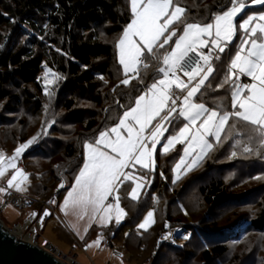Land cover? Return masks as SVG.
<instances>
[{"label":"trees","instance_id":"trees-1","mask_svg":"<svg viewBox=\"0 0 264 264\" xmlns=\"http://www.w3.org/2000/svg\"><path fill=\"white\" fill-rule=\"evenodd\" d=\"M24 1L27 2L26 8L19 13ZM179 3L186 9L189 22L202 24L210 22L214 14L230 6L229 0H179ZM258 9L264 10V5ZM131 19L128 0H0V103L8 101L6 115L18 114L24 105L34 115L43 114L44 125H50L49 137H43L23 157L26 164L29 160L49 162L57 157L61 159L55 162L49 174L51 184H47L40 170H27L28 195L51 210L58 205L63 192L69 189L82 167L83 145L95 140L101 131L114 127L123 113L134 106L135 99L154 79L161 77L157 69L162 66L164 48L157 51L160 60L147 57V69L141 64L140 77L132 79L128 85L121 83L124 75L117 60L116 44ZM41 63L59 77L47 97L37 88L36 92L29 88L35 87ZM212 64L215 71L206 82L211 86L202 88L197 101L211 108L220 106L230 110L231 89L229 85L219 87L227 73L228 61L213 59ZM13 89L15 93L11 92ZM60 111L63 112L61 117L58 115ZM4 116L0 118L2 126L13 123L14 119ZM182 122L179 118L174 119L171 126L179 128ZM74 125L82 126V130L71 139ZM234 132L236 134L230 139H224L225 135ZM237 139L241 141L239 146L235 144ZM222 141L221 144L214 142L212 150L198 166L175 184H171V170L181 157L182 146L158 154L157 172L148 192L143 190L140 198L133 200L129 197V183L119 188L124 221L106 228L92 226L87 239L110 242L118 252L127 254L132 262L138 263L143 253L156 246L170 226L180 224L178 214L174 216L169 209H161L156 202L161 195V192L157 194L158 188L172 192L180 184L176 196L180 211L189 212L185 206L186 194L191 188H196L202 206L230 204L231 210L257 207L258 211L242 220L239 219L243 216L241 214L232 224L220 229L217 219L205 222L208 219L206 214L205 223L189 228L193 232L191 240L186 245L172 248L177 251V261L161 256L156 263L150 260V264H179L183 259L182 263H185V252L193 243L201 262L212 264L228 253L229 244L242 231L244 234L264 232V158L257 154L259 137L253 134L249 139L239 129L226 128ZM245 145L254 151L243 152ZM233 151L236 156H232ZM259 151L264 154V149ZM140 174L148 179L152 172L140 170ZM61 178L66 183L65 189L57 195L52 194ZM246 185L249 186L243 188ZM154 192L156 198L152 197ZM148 210L154 211L155 223L148 230H139L138 225ZM51 217L52 214L47 219ZM57 230H60L59 226Z\"/></svg>","mask_w":264,"mask_h":264},{"label":"snow or ice","instance_id":"snow-or-ice-1","mask_svg":"<svg viewBox=\"0 0 264 264\" xmlns=\"http://www.w3.org/2000/svg\"><path fill=\"white\" fill-rule=\"evenodd\" d=\"M129 2L132 20L118 38L116 46L119 49V62L123 66L125 76L128 77L129 73H133V76L122 80V84L128 85L130 79L140 77L141 64L145 69L149 67L147 57L160 60L157 55L158 49H163L173 41V37L176 39L170 50L163 54L161 62L164 66L157 69L162 78L153 80L146 91L135 99L134 106L123 113L114 127L101 131L95 140L84 145L85 162L64 201L66 208L72 206L86 210L90 206L94 213L103 209L107 216L113 204L108 203L105 206V202L111 195L116 202L117 223L125 213L119 208V196L114 193L119 191V184L133 179L132 173L125 172L124 169L135 167L136 164L141 168H150L154 165L156 146L162 138L166 139V144L163 145L165 153L174 145L184 144L186 141L185 156L199 150L189 164V170L212 150L213 144L209 137L214 138L217 144L223 142L222 134L226 128L239 129L248 135L249 139L256 134L259 137V149H264V13L248 15L237 23V16L246 8L247 0H229L230 6L226 10L214 14L210 22L202 24L188 21L185 16L186 9L180 5L179 0H129ZM250 3L264 5V0H250ZM174 25L176 27H173ZM180 25H183L181 34L177 35V28ZM165 33L168 35L165 36ZM238 33L240 42L236 45L233 55L229 57L227 73L219 84L221 88L229 85L231 89L230 110H224L220 106L208 107L205 103L197 101V95H202V88L211 86L206 85V81L215 71L211 62L212 54L215 53L214 59L219 61L220 54L226 51ZM204 47H208V54L198 53L203 66L197 65L192 72L185 73L188 83L181 81L176 76V68L180 61L189 52ZM241 77L250 78V82H242ZM173 85L175 89L185 92L182 107L178 112L175 106L179 97ZM177 117H182L187 123L175 134L164 137L168 125ZM121 130L127 133V137L122 135ZM146 131L149 132L148 136H145ZM235 134L234 132L225 135L224 139H230L231 135ZM36 139L34 137L17 147L15 155L8 160L6 166L16 168V159ZM149 140L150 144L147 142ZM235 144L239 146L241 141L237 139ZM104 149H110L114 155ZM259 149L257 154L264 158ZM253 151L252 147L247 145L243 147L245 153ZM236 155L237 153L233 151L232 156ZM2 159L0 156V160ZM184 163L182 158L176 167L180 168ZM4 167L0 165V178L5 174ZM17 177L27 180L23 171L17 169L8 179L7 188L26 190L14 183ZM141 187L142 184L136 183L132 189L130 195L133 200L138 199V190ZM4 192L6 189L0 187V193ZM43 215L48 216L50 213L45 211ZM152 217L153 213L149 212L139 227L146 229L152 222ZM101 221H104V217H101ZM94 243L99 245L98 240Z\"/></svg>","mask_w":264,"mask_h":264},{"label":"rangeland","instance_id":"rangeland-1","mask_svg":"<svg viewBox=\"0 0 264 264\" xmlns=\"http://www.w3.org/2000/svg\"><path fill=\"white\" fill-rule=\"evenodd\" d=\"M27 2L24 1L23 4L19 8V13L23 12L26 8ZM128 6L129 10L131 12V6L130 2L128 0ZM262 5H253L251 3H248L246 8L237 16V23L241 22L244 18H246L248 15L253 14H261L264 13V10H259L258 7ZM132 14V13H131ZM132 20V19H131ZM131 23V22H130ZM173 27H176L175 25ZM125 29V28H124ZM182 27L179 26L177 28V35L181 34ZM123 32V31H122ZM122 34V33H121ZM120 34V36H121ZM168 33H165V36H167ZM119 36V37H120ZM238 39L233 40V42L228 46L226 51L221 55V58H225L227 61L229 60V57L233 55V53L236 50V45L239 44V33L237 34ZM137 39V38H134ZM176 37H173V41H170L168 45H165L164 47V53L166 50H170V48L173 46L174 41ZM163 40V37L161 38ZM207 49L208 47L202 48ZM198 49L197 51L201 52ZM117 51V60L119 62V49L116 46ZM209 51V50H208ZM215 53L212 54V59L214 58ZM120 64V62H119ZM121 70L125 78H130L133 76V73H129L128 77L125 76L123 66L120 64ZM162 66H164L162 64ZM161 66V67H162ZM162 78V74L161 77ZM123 79V80H124ZM59 80L58 75L54 71H52L49 67H47L44 63H41L40 65V71L38 80L35 84V87L30 86V90L33 92H36V88L42 95L45 97L50 96V93L55 85H57ZM130 79V83H131ZM241 81L250 82V78L247 77H241ZM129 83V84H130ZM175 87V85H173ZM47 90V94H46ZM15 89L11 90V92L15 93ZM178 91H180L178 89ZM8 103L7 100L0 103V118L1 116H4L5 118H12L14 119L13 123L4 124L3 126L0 124V156L3 157L2 160H0V165H4V176L0 178V187H4L6 189V192L0 193V206L3 205V210H0V219L3 222V224L9 228V229H15L16 225L24 226L25 222L27 220H30V225L23 231L25 235H31L33 232L31 231V228L35 229V242L41 247L46 246L47 243H50L54 248L58 249L60 252H62L64 255H66L67 258L71 260H76L78 264H92V259L94 260L95 257L98 256V258L95 260L97 264H104V254L107 253L110 256V264H142L147 258L148 260L145 262V264H150V260L152 263H156L159 261L158 259L161 256H165L168 258H175L176 250L172 248H177L182 245H186L188 241L191 240L193 232L189 231V228L198 225L203 224L205 222H211L214 218V220H218V227L225 228L226 225L232 224L236 219L239 218V215H243L240 220L249 217L251 215H255L257 213V207H246L242 209H236L231 210L232 208H229L230 204L226 205H218V206H202V202L198 195L196 194V188H191L189 191H187L188 199L186 200L187 205L185 206L189 211L188 213L186 211H180L179 208V200L177 201V194L180 192V185L175 187L172 192L170 191H163L161 188H158L157 194L161 192L160 197L156 200V202H159V205L161 209H169L171 213L176 216L178 214V221L180 222L179 225L170 226L169 229L166 231L164 236L160 239H163V245L161 248H159V242L156 246H154L152 249L148 250L146 253H143L142 259L140 261L132 262L129 259V256L127 254H123V257H120L116 253H114L109 247H105L106 245H111L110 242H104L105 245H102V240L99 238L90 239V243L87 245L89 249H84L81 247L78 243L77 245H72V240L68 238L66 232H64L66 229L69 230L70 224L69 221L64 219L63 211L70 212V215L75 217L74 222L79 220L82 221V225L84 228V231L87 232L85 234H88L92 226H95L96 228H106L110 224L119 225L121 224L124 219L125 215L121 216L119 219V223H117V213L115 209V201L113 199V196H109L108 200L105 202V206H107L108 203L113 204L112 210L105 216L103 209H101L99 212L94 213L93 209L89 206L86 210L83 208H74L72 206H68L67 208L64 205V201L67 198V194L69 191H71L75 179L72 183V185L69 187V189L65 190L60 198V201L58 205H54V209L51 210L49 206L46 204L41 203L40 201L36 202L31 196L27 193V186H28V176H27V170H34L39 171V173H42L44 180L47 182V184H51V181H49V174L52 172V167L54 166L55 162L60 161L59 157L54 158L52 161L49 162H37L34 160H29V164H26L24 161V154L29 152V150L34 148L42 139L43 137H49L50 132V125L45 126L44 124V116L43 114H32L31 111H28L25 109V106L20 107V111L18 114H7L5 112L6 104ZM183 104V98L181 99L180 107L177 110V112L180 110ZM5 106V107H4ZM59 117L63 115V112H58ZM122 118V117H121ZM183 121V124L187 123L182 117H177ZM176 118V119H177ZM155 123V121L153 122ZM45 126V128H44ZM179 127V128H180ZM179 128H175V126L168 125V131L164 133V137H170L172 134H175ZM44 129V130H43ZM72 129V135L70 136L71 139H75L79 132L82 130V126L74 125L71 127ZM122 135L127 137V133L121 130ZM149 132H145V136H148ZM37 138L36 141L31 144L25 151L22 153L20 157L16 159V168L7 167V162L9 159H11L15 155V149L19 147L23 143H27L29 140H32L33 138ZM98 137V136H97ZM24 138V139H23ZM115 137H113L114 139ZM22 141H19L21 140ZM209 141L213 144L215 142L214 138L209 137ZM149 144L151 143L150 140L147 141ZM216 143V142H215ZM86 144V143H85ZM84 144V145H85ZM166 144V139L162 138L160 143L156 146V151L154 153V165H152L150 168H141L139 164H136L135 167H129L124 169L125 172H131L133 179L124 181V183H129L130 190H129V197L131 198V191L135 187L136 183L142 184V187L138 190L139 196L142 195L143 190L146 192L149 191V189L153 185L154 176L157 172V156L158 154H166L163 151V145ZM83 145V164L85 162V147ZM179 145L182 146V154L181 157L177 160V162L174 164L171 170V184L177 183L185 174L193 170L195 167L198 166V164L202 161V159L208 154L204 155L202 159H200L197 164L192 167L190 170L188 168L189 164H191V161L197 156L199 150L197 149L196 152H191L189 155L185 156L184 154V148L187 146V141L184 144H176L174 145L168 152L174 150ZM105 151H109L111 153L110 149H104ZM167 152V153H168ZM184 159L185 163L180 166V168H177L176 165L180 163L181 159ZM82 164V166H83ZM82 168V167H81ZM20 169L23 171V173L27 176V180H23L22 177H17V180L14 182L16 184H19L21 189H26L24 191H17L15 187L13 188H7V181L11 178L12 175L16 173V170ZM140 170L145 171H151L152 175L146 179L142 177L140 174ZM46 172V173H45ZM79 173V172H78ZM60 174V172H59ZM160 175H162L161 172H159ZM78 175V174H77ZM179 177V178H177ZM138 178V179H137ZM121 180H123V177H121ZM63 184V187L61 185ZM119 184V182H118ZM122 184H119V188L122 186ZM249 185L243 186V188L248 187ZM66 187L65 181L61 178L59 181V184L53 188L52 194H59L62 192ZM58 188H60L58 190ZM157 189V188H156ZM9 193H12L14 195H17L15 197H18L20 201L17 199H12L8 201V198L10 197ZM152 197L156 198V193H152ZM114 195H118V192H115ZM119 196V195H118ZM11 199V198H10ZM132 199V198H131ZM135 199V200H138ZM3 204V205H2ZM194 206V207H193ZM0 208V209H2ZM119 208L122 209L120 203ZM45 209H49L51 211L52 217L47 219L39 228L38 222L44 213ZM123 210V209H122ZM124 212V210H123ZM149 212L153 213L152 222L149 223L146 229H142L139 227L141 223L144 222V220L147 218V214ZM125 213V212H124ZM36 214L35 217H33ZM208 214V219L204 222L205 215ZM101 217H104V221H101ZM209 217L211 219H209ZM44 220V219H43ZM155 221V214L153 210H148L141 222L138 225L139 230H148L151 226L154 225ZM176 222V221H175ZM238 222V221H237ZM177 223V222H176ZM245 223H242V225ZM38 225V226H37ZM189 225V226H188ZM59 226V229L57 230V227ZM225 226V227H223ZM15 227V228H14ZM61 227V228H60ZM188 227V228H187ZM220 234H223V232ZM187 236L188 238L185 239L184 237ZM75 237V236H74ZM78 238V239H77ZM169 238V239H167ZM75 239L79 242H82V237H75ZM99 241V245L97 246L94 242ZM193 243V242H192ZM91 245V247H90ZM75 247V248H74ZM112 247V246H111ZM171 248V249H168ZM187 248V247H186ZM197 246L195 243H193V246L187 248L185 254H186V261L185 263H182L184 261L180 260L181 263L179 264H203L200 260V253L197 252ZM77 256V259H76ZM64 261V260H63ZM177 261V260H176ZM65 262V261H64ZM68 262V261H67ZM70 264V263H68ZM212 264H264V232L262 233H248L244 234V231H242L237 237H235L232 240V243L228 246V253L222 257L214 260Z\"/></svg>","mask_w":264,"mask_h":264},{"label":"water","instance_id":"water-1","mask_svg":"<svg viewBox=\"0 0 264 264\" xmlns=\"http://www.w3.org/2000/svg\"><path fill=\"white\" fill-rule=\"evenodd\" d=\"M59 189L60 188H58V190ZM45 211L49 212L51 215L49 209H45ZM35 215L33 217H35ZM50 215L44 217L42 214L41 218L44 217L45 220ZM17 226L18 225L15 227ZM40 227L41 226H39V228ZM11 230L12 229L7 228L0 219V264H68L52 255L46 248L39 246L37 242L28 243L16 238L11 233ZM163 242V239L160 240L159 246ZM49 246L51 247L52 245L50 244Z\"/></svg>","mask_w":264,"mask_h":264},{"label":"crops","instance_id":"crops-1","mask_svg":"<svg viewBox=\"0 0 264 264\" xmlns=\"http://www.w3.org/2000/svg\"><path fill=\"white\" fill-rule=\"evenodd\" d=\"M202 53H205V52H208V50L207 49H202V50H200ZM214 59V58H213ZM212 59V60H213ZM212 62V61H211ZM201 75H203V73H201ZM213 75V73L209 76V78L211 77ZM197 80L199 79V77H197L196 78ZM181 80V79H180ZM182 81V80H181ZM196 81H192V83H195ZM207 82V81H206ZM242 82H245V81H242ZM189 87H191V84L189 85ZM179 92V95L181 96V99L183 98V96L185 95V92H181V91H178ZM181 99H180V103H181ZM183 123V122H182ZM51 212V211H50ZM51 216V215H50ZM49 216V217H50ZM63 216H64V219H66V220H68L69 221V224H70V229L69 230H65V232L67 233V235L69 236V238L72 240V245H77V243L81 246V247H83L85 250L86 249H89L88 248V244L91 242L89 239H87V234H85V233H87V232H85L84 231V228H83V226H81L83 223H82V221H80V223H79V220L78 221H76V222H74V219H75V217H73L72 215H70V212H68V211H63ZM45 221H47L46 219L45 220H43V222H42V224H41V229L40 230H42V225H43V223L45 222ZM77 235H78V237H82V242H79V241H77L76 239H75V237H77ZM75 236V237H74ZM78 239V238H77ZM95 240V239H94ZM102 240V239H101ZM102 245L104 246L105 245V243L103 242V240H102ZM105 247H108L107 245L105 246ZM75 248V247H74ZM109 248L114 252V253H116L117 255H119L120 257H123L124 255H123V253H121V252H118L114 247H111V245L109 246ZM105 256H104V264H110V256L107 254V253H105L104 254ZM98 258V256L97 257H95V259L93 260L92 259V264H97L96 262H95V260ZM76 259H77V256H76ZM77 263V262H76ZM78 264V263H77Z\"/></svg>","mask_w":264,"mask_h":264},{"label":"built area","instance_id":"built-area-1","mask_svg":"<svg viewBox=\"0 0 264 264\" xmlns=\"http://www.w3.org/2000/svg\"><path fill=\"white\" fill-rule=\"evenodd\" d=\"M198 53H202V52H199V51L189 52L188 55L182 61H180V64L176 68V76L179 77V79H181L185 83H188V77L185 75V73L192 72L197 67V65L203 66V61L201 60L200 55ZM203 54L207 55L208 52H205ZM173 88H174L177 96L179 97V99L177 100V104L175 106L176 110H178L180 107L181 96L179 95L178 89H175V87H173ZM11 194L12 193H9V195H11ZM9 202H11V201H9ZM49 245H50V243H47L45 248L47 250H49L52 255L56 256L58 259H60L62 261L63 260L65 262L68 261L67 263L77 264L76 260L73 261V260L67 258L66 255H64L58 249L54 248L53 246L50 247ZM107 246L109 247L110 245H107Z\"/></svg>","mask_w":264,"mask_h":264},{"label":"bare ground","instance_id":"bare-ground-1","mask_svg":"<svg viewBox=\"0 0 264 264\" xmlns=\"http://www.w3.org/2000/svg\"><path fill=\"white\" fill-rule=\"evenodd\" d=\"M11 195H13V194H11ZM11 195H10V197L8 198V200L17 199L18 201H20V199H19L18 197L11 196ZM10 198H11V199H10ZM2 205H3V204H2ZM4 206H5V205H3V208H4ZM0 208H2V206H0ZM3 208L0 209V210H3ZM44 217H45V216H44ZM44 217L41 218V219L39 220L38 225H41V222H43L42 220L44 219ZM29 221H30V220H27V221L25 222V225H24V226H19V225H18L15 229L11 230V233H12L16 238H18V239H21V240H23V241H25V242H28V243H34V242H35V235H34V233H35V229H34V228L32 229L33 234H31V235H25V234L23 233V231H25V229L30 225ZM167 239H169V238H167Z\"/></svg>","mask_w":264,"mask_h":264}]
</instances>
